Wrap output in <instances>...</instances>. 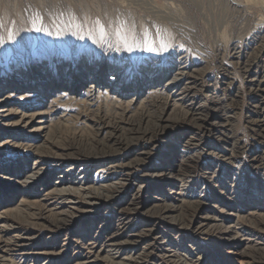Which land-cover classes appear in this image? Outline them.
<instances>
[{
  "label": "rangeland",
  "instance_id": "1",
  "mask_svg": "<svg viewBox=\"0 0 264 264\" xmlns=\"http://www.w3.org/2000/svg\"><path fill=\"white\" fill-rule=\"evenodd\" d=\"M0 97V264H264V0H0Z\"/></svg>",
  "mask_w": 264,
  "mask_h": 264
},
{
  "label": "bare ground",
  "instance_id": "2",
  "mask_svg": "<svg viewBox=\"0 0 264 264\" xmlns=\"http://www.w3.org/2000/svg\"><path fill=\"white\" fill-rule=\"evenodd\" d=\"M183 69V68H182ZM180 70V69H179ZM182 72V70L180 71ZM174 75V74H173ZM175 76V75H174ZM173 76V77H174ZM177 76V75H176ZM172 77V81H168L164 84V85H159L158 87L155 88V91L156 90H163L166 86H169L168 84L169 83H173V81L175 80L176 77L173 78ZM171 80V79H170ZM175 83V82H174ZM262 83V82H261ZM258 85V84H257ZM185 86V85H184ZM183 86V87H184ZM90 87H92V85H90ZM174 87V85H173ZM172 87V89H173ZM182 87V88H183ZM153 91V90H152ZM170 94L171 96L174 95L172 93V90H170ZM168 92V91H167ZM177 96V95H175ZM163 97V96H162ZM171 98V97H170ZM192 98V97H190ZM172 99V98H171ZM160 100V99H159ZM0 101H2L1 97H0ZM173 101V100H172ZM180 101V100H179ZM196 102V101H195ZM159 103V102H158ZM160 111L159 113H157V116L155 118V122H153V124L150 126V127H141V126H135V127H130L128 130H123V131H126L127 132V135L128 137L130 138L129 140H139V139H144L146 141H151L152 138H154V136L156 135V133L158 132L159 129L163 128L162 124L160 123L159 120L163 119V115H164V112L167 108V106L170 104V101H169V98L165 96V98L161 99L160 100ZM193 105V103H191ZM8 106V105H7ZM5 106L4 108H0V122L3 121L4 123L8 120L9 122H11L10 124H13V123H18V122H23L24 123V126H26L28 124V128L33 129V130H38L39 132L42 131L44 128H45V125L43 124L44 122H42L40 119H38L37 121V125L35 126H31L32 125V120H33V117H34V113L32 114H25V113H19L17 114V121H13L11 120L10 116H14L13 114V110L12 108L9 106L7 107ZM178 107V106H177ZM187 107V106H186ZM179 109V108H178ZM181 109V108H180ZM198 109V108H196ZM177 110V109H176ZM182 112L181 113V116L182 117H185L187 115H189L191 113V117H196L197 114H193V112H191V109L190 108H183L181 109ZM193 110V109H192ZM205 114V113H204ZM204 116V115H203ZM202 116V117H203ZM201 117V118H202ZM184 119V118H183ZM188 119V118H187ZM194 119V118H193ZM164 120V119H163ZM7 121V122H8ZM31 121V122H30ZM197 121V120H196ZM203 121V120H202ZM116 122V121H115ZM139 122V121H138ZM137 122V123H138ZM8 124V123H7ZM196 124V122H195ZM166 125V124H165ZM108 128L110 130V133L108 132V137L107 139H105V143L106 142H113L114 145H116L115 148H110V150H103L102 153L103 154H115V153H119V149L121 150V148H127V144L125 146H123V143L118 140V135H120V133H118V127L115 125V124H109V123H101V127L98 128V130H96V134H100L102 130ZM160 131V130H159ZM126 135V134H125ZM127 137V138H128ZM129 143V142H128ZM48 145V140H46V138L44 139V142H43V145ZM107 144V143H106ZM112 145V144H111ZM114 147V146H113ZM44 146L41 145V148H36V150H39V149H43ZM70 150V149H73L72 146L71 147H66L64 148L63 150L66 151V150ZM52 150V149H51ZM54 150V149H53ZM40 153V150L38 151ZM53 152H56L57 153V150H54ZM141 153V152H140ZM142 153H145V152H142ZM104 157V156H103ZM108 156H105L104 158H106ZM142 156L139 154L137 157L134 158V160L138 161V159H140ZM38 158V157H37ZM101 158V157H100ZM119 160V159H118ZM134 160L131 161V162H126V163H120L117 162V164L115 163L114 165H117L121 168H124V169H121L122 172L126 173V172H129V170H131V166L133 165L134 163ZM120 163V164H118ZM59 184L56 186V187H53L52 188V191H51V195L53 194H56L57 196H53V197H50L49 199L51 198H57V199H60L59 201L60 202H56V204H58L59 206H55L53 209L59 207L61 208L60 210H57V211H54L53 213L55 214H58L59 216L54 218V223L56 224H61V223H66L68 222L69 220V213L66 211V209H62L64 206V202L63 200H66L67 203H70L72 202L76 196L77 197H82L84 196L85 200H89L91 201L93 196L95 195V193L93 192L94 190H96V193L97 194H102L101 192H105L103 193L102 195H105L106 197H110V195H112L113 193L117 192L122 184L121 180H118L117 182L115 183H112V184H108L106 185V187L104 188L103 191H100L98 190V188H94L92 189V187H74L73 183H75V181L73 182V180H66L63 181V180H60L58 182ZM138 188L142 187V185H138L137 186ZM93 190V191H92ZM75 193H77V195H75ZM137 194H134V196L132 197H135ZM49 201V200H48ZM88 201V202H89ZM135 205V204H134ZM181 209V208H180ZM51 210V209H50ZM175 210V207L174 206H169V205H164L162 207H160L157 211V213L159 214H162V215H169L171 212H173ZM181 212V210H180ZM64 213V215L62 216L61 214ZM70 221V220H69ZM2 242H4V240L1 238L0 236V247H2ZM130 259L131 258H139L138 255H130L129 256ZM135 261L136 259H134L133 263L135 264ZM121 264H128V263H121Z\"/></svg>",
  "mask_w": 264,
  "mask_h": 264
},
{
  "label": "snow or ice",
  "instance_id": "3",
  "mask_svg": "<svg viewBox=\"0 0 264 264\" xmlns=\"http://www.w3.org/2000/svg\"><path fill=\"white\" fill-rule=\"evenodd\" d=\"M37 30H39V29H37ZM147 50L151 52V51H154V48L151 45H148Z\"/></svg>",
  "mask_w": 264,
  "mask_h": 264
}]
</instances>
